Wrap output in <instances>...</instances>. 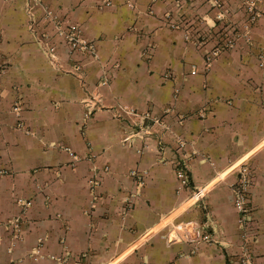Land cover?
<instances>
[{
  "label": "crops",
  "instance_id": "crops-1",
  "mask_svg": "<svg viewBox=\"0 0 264 264\" xmlns=\"http://www.w3.org/2000/svg\"><path fill=\"white\" fill-rule=\"evenodd\" d=\"M112 1L35 7L40 32L46 8L95 44L96 56L70 55L48 25L57 70L28 29L27 0H0L8 64L0 75V264H55L48 257L66 252L86 264H264V0H248L260 17L209 67L204 55L220 42L216 16L224 10L242 26L241 0ZM167 15L180 29H169ZM186 30L205 44L186 41ZM76 63L80 78L67 73ZM119 106L149 119L135 125ZM151 118L168 130L152 127L138 154L137 132ZM177 160L188 165L187 187ZM243 166L252 173L245 233L232 191ZM136 169L146 172L142 186L130 175ZM18 200L29 203L23 214ZM16 218L19 239L8 227ZM39 240L44 258L33 261Z\"/></svg>",
  "mask_w": 264,
  "mask_h": 264
},
{
  "label": "built area",
  "instance_id": "built-area-1",
  "mask_svg": "<svg viewBox=\"0 0 264 264\" xmlns=\"http://www.w3.org/2000/svg\"><path fill=\"white\" fill-rule=\"evenodd\" d=\"M182 1V0H181ZM192 3V0H184ZM243 5V10L246 14V19L243 22L242 26L232 22L231 20L226 18V14L224 10L220 12L216 19L220 22V27L218 29V36L220 39V42H217L213 47H211L207 53L204 55V61L206 64V67H209V65L212 63L213 60H215L222 52L231 50L235 47L236 42L240 38H247L248 32L252 28V26L256 23L258 18L260 17V13L258 12L254 1H248V0H241ZM113 1L112 0H100V6L102 8H107L112 6ZM42 6L41 0H27L26 2V12H27V19H28V29L30 33L33 34L36 43L38 46L44 51L48 61L50 64L56 68L57 70H61V67L59 66L58 59H57V50L56 45L51 41V36L45 32V28L48 25H52L54 28V37L59 39L63 45L67 48L68 54L74 55H86L89 57L96 56V47L95 44L91 41H87L82 38L80 30L78 26L68 22L65 18L58 17L56 14H54L52 11L48 9H44V12L42 14V26L43 30L40 32L39 30V22H37L35 18V7ZM131 6V5H130ZM218 7L219 5L216 4ZM222 6H220L221 8ZM182 7L180 8V10ZM165 22L167 23L170 30H178L180 29V24L173 22L170 18V16L165 17ZM184 39L188 42H192L196 46H202L205 44V37L201 36L199 33H196V35H192L189 33L188 30L184 33ZM260 66H263V64H260ZM8 64L2 59L0 55V75L3 74L7 70ZM67 73H71L73 75H76L78 78H80L81 74V66L76 63L71 70L67 71ZM101 86L107 85V79L103 78L100 81ZM119 111L124 113L126 116L129 117V119L132 121L133 124L137 125L140 121V123L143 120L149 119L148 115H141L137 113L133 109H127L124 107L119 106ZM14 112H18V107L15 106L13 108ZM93 111L92 108H89L87 112V116L91 114ZM151 126L149 128H141L137 132V138L142 141V144L136 149V152L138 154L142 153V150L147 146L146 140L148 137L152 135V127H160L164 131L168 130V127L165 125L162 119L160 118H151ZM18 128H22L21 124H18ZM130 137H126L124 139V142L129 141ZM159 144H161V138L156 139ZM184 143L179 142L177 150L182 155L184 150ZM174 171L176 178L180 185L182 187H187L189 185V170L187 163L183 161H174L173 163ZM107 172V169L105 170ZM130 175L132 179L134 180L135 184L137 186H142L144 183V177L146 176V172L140 171V170H132L130 172ZM251 177L252 173L248 169V167L243 166L238 171V179L237 182L232 187L233 191V205L235 208L236 213L238 214L237 218V225L241 231L244 233L247 230V225L250 221V215H251V209H250V202L248 197V191L251 184ZM89 184L92 188H95L98 185V180L96 178H91L89 180ZM21 207L22 211L21 214L25 213L28 204L24 201L18 200L17 201ZM129 207V205H128ZM8 227L12 231V236L15 239H19L21 237V227H20V219L16 218L13 221L9 222ZM201 241L206 244H212V239L208 234H204L201 238ZM243 251V260L244 262L249 260V247L244 246ZM30 258L33 261H37L44 258V255L42 254V241L39 240L37 245L34 247L32 252L30 253ZM51 261H53L55 264H86V256L81 255L80 257H71L69 253H65L62 257H55V256H49L48 257Z\"/></svg>",
  "mask_w": 264,
  "mask_h": 264
}]
</instances>
